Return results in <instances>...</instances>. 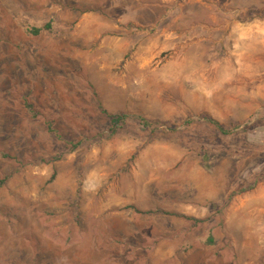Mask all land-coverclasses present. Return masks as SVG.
I'll list each match as a JSON object with an SVG mask.
<instances>
[{
	"label": "rangeland",
	"instance_id": "1",
	"mask_svg": "<svg viewBox=\"0 0 264 264\" xmlns=\"http://www.w3.org/2000/svg\"><path fill=\"white\" fill-rule=\"evenodd\" d=\"M0 264H264V0H0Z\"/></svg>",
	"mask_w": 264,
	"mask_h": 264
},
{
	"label": "trees",
	"instance_id": "2",
	"mask_svg": "<svg viewBox=\"0 0 264 264\" xmlns=\"http://www.w3.org/2000/svg\"><path fill=\"white\" fill-rule=\"evenodd\" d=\"M49 29H51V21L46 22L43 26H31L29 28H26V31L29 34L38 35L42 31L49 30ZM98 105H99V108H100L101 112L104 113L108 117V119H109V127H108V129L112 133H114L118 129H120L129 119L136 120L138 122V124L143 129H147L153 124V121H149V120H147L144 117L139 116V115H131V114H128V113H109L102 107V105H101V103L99 101H98ZM200 118L202 119V121L213 125L221 133H229L230 132L228 129H225L223 127V125L217 119L212 117L211 115H203ZM53 176L54 175H52V177ZM129 208H133L134 210L139 212V209H136L133 206H129ZM169 214L180 216V217L185 218V219H191L195 223L204 221V219L196 218V217H192V216H188V215H184V214H178V213H169ZM208 242H210V243L213 242L212 236L208 237Z\"/></svg>",
	"mask_w": 264,
	"mask_h": 264
}]
</instances>
